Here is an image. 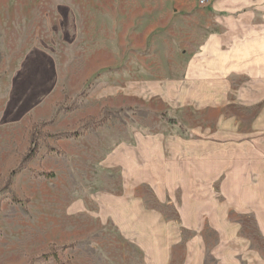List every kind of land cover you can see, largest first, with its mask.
Listing matches in <instances>:
<instances>
[{"label": "rangeland", "instance_id": "1", "mask_svg": "<svg viewBox=\"0 0 264 264\" xmlns=\"http://www.w3.org/2000/svg\"><path fill=\"white\" fill-rule=\"evenodd\" d=\"M200 3L0 0V264H264V0Z\"/></svg>", "mask_w": 264, "mask_h": 264}, {"label": "trees", "instance_id": "2", "mask_svg": "<svg viewBox=\"0 0 264 264\" xmlns=\"http://www.w3.org/2000/svg\"><path fill=\"white\" fill-rule=\"evenodd\" d=\"M36 149H31L29 153L25 156L23 165L27 164L34 156H35Z\"/></svg>", "mask_w": 264, "mask_h": 264}, {"label": "built area", "instance_id": "3", "mask_svg": "<svg viewBox=\"0 0 264 264\" xmlns=\"http://www.w3.org/2000/svg\"><path fill=\"white\" fill-rule=\"evenodd\" d=\"M205 1H206V0H201V3H200V4L203 5V4L205 3Z\"/></svg>", "mask_w": 264, "mask_h": 264}, {"label": "crops", "instance_id": "4", "mask_svg": "<svg viewBox=\"0 0 264 264\" xmlns=\"http://www.w3.org/2000/svg\"><path fill=\"white\" fill-rule=\"evenodd\" d=\"M264 45V44H263ZM263 138H264V136H263Z\"/></svg>", "mask_w": 264, "mask_h": 264}]
</instances>
